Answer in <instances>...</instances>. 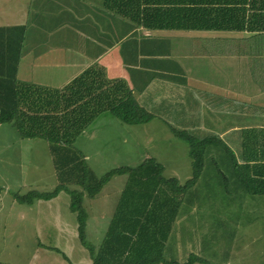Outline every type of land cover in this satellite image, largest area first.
<instances>
[{"label":"crops","instance_id":"0c3cea01","mask_svg":"<svg viewBox=\"0 0 264 264\" xmlns=\"http://www.w3.org/2000/svg\"><path fill=\"white\" fill-rule=\"evenodd\" d=\"M208 2L0 0V26L25 27L16 72L17 79L25 87H67L91 69V75L105 87L107 80L125 82L139 104L154 115L152 120L157 117L162 121V118L174 115L191 120L196 117L201 124L203 120L200 117L204 107L216 108L219 98L246 100L248 97L253 108L263 107L264 110V88L253 89L257 87L258 76L264 77V51L260 47L264 44V29H250L247 26L243 29H231L219 22L213 28L203 27L201 25L214 20L215 15L208 10L223 7L218 3ZM138 7L140 11H149L146 13L147 24L138 16L136 19L123 12L137 10ZM255 11L264 16V8ZM255 11L248 10V13ZM263 18L262 15L258 17L255 24H264ZM33 22L56 29V38L62 40L38 50L39 52L25 54L26 40L30 34L29 25ZM228 25L231 27V24ZM67 28H72L73 31L66 32ZM60 33H64L63 36L68 39ZM33 41L35 40L32 39L31 42ZM219 45H223L225 49ZM76 83L73 87H77ZM258 87L264 85L260 83ZM240 88H244L245 92L241 93ZM202 107V111H195ZM246 110L248 108L244 109ZM262 117L263 122L244 129H264V116ZM216 124L212 122L210 125ZM80 134L75 141L80 138ZM0 136L3 137L0 140V155L5 153L2 152L5 149L11 148V155L0 159V187L5 189L0 198V256L5 253L1 251L7 250L9 239L18 238L20 246L29 244L28 248L25 247L28 258L26 255L19 263L0 261V264H93L92 253L80 238L77 212L70 208L71 197L66 190H60L51 198L41 197L24 203L19 202L15 196V193H26L33 189L41 193L50 192L57 186L58 171L52 161L49 142L44 138L21 137L16 126L9 122H0ZM34 141L40 148L32 146ZM79 149L92 164L91 152H84L81 147ZM38 155L52 162L50 174L43 175L46 169L31 164L28 159L27 164L25 162L18 172L5 169L4 163H13L9 158L20 160ZM94 161L98 165L97 163L107 160L94 158ZM160 162L166 168V162ZM123 175L117 174L114 179H110L108 188L112 187L111 182ZM106 186L107 184L97 195H106V203L110 204V200H113L112 205H116L124 187L120 185L114 189V198L111 199L109 189L103 191ZM70 187L80 188L74 184ZM97 195L85 196L84 206L87 212L86 239L99 247L115 207H108L105 203L101 205ZM28 213L29 216H26ZM12 224L17 227L11 226ZM32 243H35L33 247ZM14 248L15 246L11 251ZM21 252L25 253V250ZM166 259L186 262L177 258ZM199 263L204 264L199 261L193 264Z\"/></svg>","mask_w":264,"mask_h":264},{"label":"trees","instance_id":"16d2710c","mask_svg":"<svg viewBox=\"0 0 264 264\" xmlns=\"http://www.w3.org/2000/svg\"><path fill=\"white\" fill-rule=\"evenodd\" d=\"M207 1L223 7L208 10L215 15L214 20L201 25L203 27L213 28L219 22L231 29H243L245 26L264 29V24H255L258 17H264L263 13L255 11L264 8V0ZM248 10L255 13H248ZM123 12L136 19L138 16L147 24L146 13L149 11H140L138 7L137 10ZM24 34V26H0V122L12 123L21 137L44 138L49 142L52 161L58 171V184L50 192L41 193L33 189L15 193L17 200L32 202L36 198H51L60 190H66L71 197L70 208L77 212L80 238L90 249L93 264H193L196 261L210 264L196 254L190 255L183 263L168 260L164 254L181 197L187 187L196 183L202 171V150L209 138L198 140L186 130L171 126L173 133L188 143L195 166V173L186 187L180 185L176 177L164 176L165 166L153 157L135 167H116L99 177L87 164L83 152L74 145L75 138L104 111H110L127 124L145 123L154 115L139 104L125 82L107 80L105 87L91 75V69L67 87H25L16 76ZM75 82L77 87H73ZM247 132L249 137L244 139L240 181L250 193L264 194V129H246ZM126 173L128 184L122 191L105 237L96 248L86 239L84 197H95L110 180L111 174ZM71 184L80 188H71Z\"/></svg>","mask_w":264,"mask_h":264},{"label":"rangeland","instance_id":"374dc122","mask_svg":"<svg viewBox=\"0 0 264 264\" xmlns=\"http://www.w3.org/2000/svg\"><path fill=\"white\" fill-rule=\"evenodd\" d=\"M26 14L29 18L28 11ZM67 31L73 30L67 28ZM66 32L64 31L68 36ZM29 33L25 50L27 55L44 47L53 46L58 40H62L56 38V29L42 27L35 22L29 25ZM63 34L60 33L62 36ZM32 39L36 42L32 43ZM261 46L264 51V44ZM219 47L225 49L223 45ZM260 83L264 85V77L258 76L257 87L253 89L264 88L258 87ZM240 91L244 93L245 89L240 88ZM201 104L204 106L203 103ZM251 104L248 97L246 100L219 98L216 108L204 107L200 117L203 120L201 124L196 117L191 120L174 115L162 118L164 123L156 117L145 124H127L106 111L95 116L87 129L80 134V138L75 141V146L81 147L84 152L86 150L91 152L89 154L93 159L92 164L90 160L86 159V161L99 177L116 167H135L153 157L163 163L166 162L164 176L176 177L179 184L185 186L194 175L195 166L188 153V143L177 137L171 126L186 130L198 140L209 138L202 150L203 168L200 176L193 186L186 188L185 194L181 197L177 217L165 245V256L187 261L190 255L196 254L210 264H264V194L250 193L245 189L239 176L242 171L240 164L244 159V139L246 136L249 137V132L246 133L244 128L263 122V107L255 109ZM245 108L248 110L244 111ZM202 109L203 107L195 111ZM212 122L217 124L210 125ZM0 140H3V137L0 136ZM38 142L44 143V141ZM224 144L233 152L227 150ZM32 146H37V142L34 141ZM2 152L5 153L0 155V159L11 155V148ZM94 158L107 161L96 165ZM9 159L13 163H4L5 169L9 172H18L28 160L31 164L46 169L43 175L50 174L53 166L52 162L46 161L42 155L20 158V160ZM139 159L143 161L140 162ZM116 176L117 174H111L110 179ZM126 176L127 173L111 182L110 189L108 188L110 181L106 182L107 186L103 191L109 189L113 199L114 189L120 185L124 188L127 186L129 180H126ZM4 190L0 187V198ZM104 197L107 196L97 195L101 205L105 203L104 205L113 208L118 206V202L112 205L113 200H110V204L106 203L107 198ZM26 216H29V213ZM29 218L32 220L31 217ZM11 226L17 227L16 224ZM18 244V238L9 239L7 250L1 251L5 253H1L0 261L19 263L26 255L28 258L26 248L29 244L21 246ZM34 244L32 243V247ZM22 250H25V253H22Z\"/></svg>","mask_w":264,"mask_h":264}]
</instances>
